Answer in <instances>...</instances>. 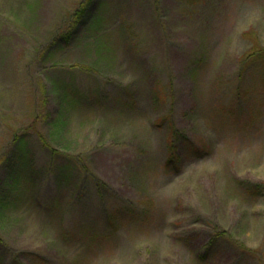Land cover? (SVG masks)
Masks as SVG:
<instances>
[{
  "label": "rangeland",
  "instance_id": "rangeland-1",
  "mask_svg": "<svg viewBox=\"0 0 264 264\" xmlns=\"http://www.w3.org/2000/svg\"><path fill=\"white\" fill-rule=\"evenodd\" d=\"M0 203V264H264V0H0Z\"/></svg>",
  "mask_w": 264,
  "mask_h": 264
},
{
  "label": "trees",
  "instance_id": "trees-1",
  "mask_svg": "<svg viewBox=\"0 0 264 264\" xmlns=\"http://www.w3.org/2000/svg\"><path fill=\"white\" fill-rule=\"evenodd\" d=\"M86 10V9H85ZM84 9H81V11L79 12V15H84L86 13ZM80 18V17H79ZM176 135L174 134L173 130L171 129V134L169 135V142H168V150L170 152L169 158H168V166L173 165L174 167H176L178 165V162L181 160L180 158V154H179V150L177 147V141L178 138L175 137ZM262 186H259V188H261ZM3 203H0V208L1 206H3Z\"/></svg>",
  "mask_w": 264,
  "mask_h": 264
}]
</instances>
